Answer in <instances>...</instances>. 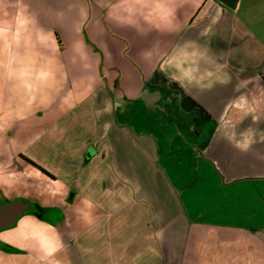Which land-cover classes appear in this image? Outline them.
<instances>
[{
    "label": "crops",
    "instance_id": "crops-1",
    "mask_svg": "<svg viewBox=\"0 0 264 264\" xmlns=\"http://www.w3.org/2000/svg\"><path fill=\"white\" fill-rule=\"evenodd\" d=\"M253 6L239 16L242 0H0V147L11 163L31 165L49 120L90 127L101 146L63 204L48 206L51 223L28 212L1 235L30 218L67 244L68 208L91 194L113 229L100 253L111 264L116 253L123 264H264V42L243 19ZM21 131L27 145L15 148Z\"/></svg>",
    "mask_w": 264,
    "mask_h": 264
},
{
    "label": "rangeland",
    "instance_id": "rangeland-1",
    "mask_svg": "<svg viewBox=\"0 0 264 264\" xmlns=\"http://www.w3.org/2000/svg\"><path fill=\"white\" fill-rule=\"evenodd\" d=\"M251 4H254V6L247 11L248 13L243 14L244 22L249 26H254L260 39L264 42V0H242L239 16H241V11L251 6ZM259 44L264 49L263 45ZM88 121L90 122V119ZM46 122L45 127L36 126L37 142L34 148H30V154L37 157L31 160L52 175H55L58 182H50L40 173L41 170H37V167L33 164L28 166L22 163H14V165L9 160L5 146H1L0 163L8 167L3 171L0 170V205L5 203L7 199L21 196L25 201H31L34 206L40 208L38 210L39 213L50 222L54 217L55 210L48 206L63 204L64 197L62 195L66 188L74 187L77 181H81L80 170L84 166L82 164L86 160H90L96 153L99 140L94 136L95 134H91L88 137L87 132H89L90 127H76V125L67 127V124L52 126L53 122L56 121L49 120ZM92 130L95 131L96 127L92 128ZM22 132L19 137L20 143L14 144L15 148L18 146L22 147L23 144L27 145L29 137ZM86 139L91 141H86ZM28 159L25 158L26 161ZM94 165V163L91 164L89 161L87 168L86 165L84 166L85 170L83 168V173L89 170L90 167L93 168ZM73 192L74 190L69 192V198ZM90 196L91 194L86 195L85 198L79 197L74 204L70 203L72 206L68 208L70 214L69 222L66 226L61 223L63 224V229L61 230L63 235H70L72 231H75L67 244L65 243L66 240L63 243V239L49 241L48 238L50 236L57 234L54 231L51 232L50 230L52 229L47 225L42 223L35 225L37 221H33L30 218L22 219L19 228L10 237L1 235L0 231V241L17 250L7 251L3 248L4 252L0 253V264H76V246L78 247V253L81 255L80 264H111L108 261L110 257L100 253L101 249H105L103 243H107L105 237L108 236L109 232H113V229L107 217L102 214L95 216L93 210L97 209L95 208L96 206L89 204V201H87ZM123 198L122 194L121 199ZM18 222L16 224H19ZM52 225L57 224L53 222ZM77 236H81V238L78 240ZM7 239L14 246L7 243ZM56 242H62V246L56 254L50 255L49 253L55 247L54 245L57 244ZM99 248L98 254L100 255L96 254V250ZM65 257L68 259L65 260ZM143 257L142 264H157L154 255H145ZM61 258L64 260H61ZM125 258L127 259L124 254L116 253L114 264H123ZM134 258L136 259V257ZM134 258H132L131 264H139L140 260L137 262Z\"/></svg>",
    "mask_w": 264,
    "mask_h": 264
},
{
    "label": "water",
    "instance_id": "water-1",
    "mask_svg": "<svg viewBox=\"0 0 264 264\" xmlns=\"http://www.w3.org/2000/svg\"><path fill=\"white\" fill-rule=\"evenodd\" d=\"M223 5L235 9L239 0H218ZM31 201H25L23 198H15L0 205V230L13 227L18 219L30 210ZM38 210L39 208L35 206ZM37 210V211H38ZM39 214V211H34ZM0 248H3V243L0 241Z\"/></svg>",
    "mask_w": 264,
    "mask_h": 264
},
{
    "label": "trees",
    "instance_id": "trees-1",
    "mask_svg": "<svg viewBox=\"0 0 264 264\" xmlns=\"http://www.w3.org/2000/svg\"><path fill=\"white\" fill-rule=\"evenodd\" d=\"M31 164H33L34 166H36L39 170H41L43 173H45V174H47L48 176H51V177H53V175L52 174H50L46 169H44V168H42V167H40L38 164H36L34 161H32V160H28ZM30 209H31V211L29 210L28 212H31V213H34V211H36V212H38L37 210V208L32 204L31 205V207H30ZM40 209V208H39ZM27 212V213H28ZM41 219H45V220H48V219H46V218H44V217H42V215H39V214H37ZM3 248L5 249V250H7V251H13V250H15L14 248H12L10 245H7V244H3ZM2 248V249H3ZM15 251H17V250H15Z\"/></svg>",
    "mask_w": 264,
    "mask_h": 264
}]
</instances>
